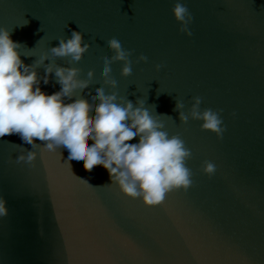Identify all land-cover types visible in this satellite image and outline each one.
Masks as SVG:
<instances>
[{"label":"water","instance_id":"95a60500","mask_svg":"<svg viewBox=\"0 0 264 264\" xmlns=\"http://www.w3.org/2000/svg\"><path fill=\"white\" fill-rule=\"evenodd\" d=\"M177 2L0 0V27L20 42L24 63L48 57L36 67L41 81L49 64L78 68L80 79L92 76L76 98L93 108L91 94L101 87L134 107L142 100L191 151L192 173L187 191L145 206L122 194L101 166L68 167L66 149L5 135L0 264H264V0H179L192 15L190 37L172 14ZM73 31L89 45L83 58L53 57L51 49ZM112 38L133 62L128 77L120 74L122 62L111 64L116 88L99 75L100 60L113 55L104 47ZM140 55L147 62L137 63ZM41 88L60 89L54 73ZM195 97L201 111L220 113L222 137L202 130V121L181 123L176 101L187 113ZM29 151L36 153L31 163ZM205 161L216 167L212 176L202 170Z\"/></svg>","mask_w":264,"mask_h":264},{"label":"clouds","instance_id":"9594fccd","mask_svg":"<svg viewBox=\"0 0 264 264\" xmlns=\"http://www.w3.org/2000/svg\"><path fill=\"white\" fill-rule=\"evenodd\" d=\"M172 14L180 24V31L190 37L192 15L186 5L178 0ZM21 47L20 42L11 38V30L0 27V138L18 134L24 143L34 147L38 139L48 151L66 149L68 167L83 162L84 170L91 172L95 166H101L111 184L125 196L140 199L145 206L159 205L173 190L189 189L192 173L186 161L191 151L178 135L169 136L164 130L165 124L144 107L142 100L134 107L131 101L118 98L116 92L106 94L101 87L91 94L93 108L89 100L76 98L78 90L88 87L91 71L88 78L80 79L78 68L49 64L41 81L36 67L48 57L27 65L21 59ZM104 47L113 55L100 60L99 75L105 84L116 88V80L110 78L111 64L122 62L121 76H130L132 53L123 49L116 38L107 40ZM88 48L83 33L73 31L69 39H61L51 49V55L71 57L72 61L79 62ZM136 62H147V57L140 55ZM155 68L159 71L161 65ZM53 73L60 89L49 94L42 90L41 82L47 85ZM200 105L201 99L193 98L186 113L184 104L177 100L173 110L178 112L181 123L189 119L202 121V130L222 137L225 129L220 113L212 109L201 111ZM134 139L137 142L129 143ZM35 158L36 153L29 151L27 162ZM17 159L23 161L25 157L21 155ZM202 170L212 176L216 167L205 161ZM3 214H6L5 201L0 198V215Z\"/></svg>","mask_w":264,"mask_h":264},{"label":"snow or ice","instance_id":"6c2138e0","mask_svg":"<svg viewBox=\"0 0 264 264\" xmlns=\"http://www.w3.org/2000/svg\"><path fill=\"white\" fill-rule=\"evenodd\" d=\"M63 171H64V172H67V169L64 167V165H63ZM165 199H166V198H164V200L162 201V203H160V204L157 205V206H163V205L165 204Z\"/></svg>","mask_w":264,"mask_h":264}]
</instances>
